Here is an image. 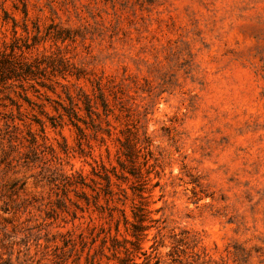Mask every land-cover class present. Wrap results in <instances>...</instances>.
Returning <instances> with one entry per match:
<instances>
[{
  "label": "rangeland",
  "instance_id": "374dc122",
  "mask_svg": "<svg viewBox=\"0 0 264 264\" xmlns=\"http://www.w3.org/2000/svg\"><path fill=\"white\" fill-rule=\"evenodd\" d=\"M35 25L60 39L25 57L68 61L46 82L91 94L100 80L111 113L98 100L100 120L83 139L68 125L43 134L24 127L7 98L31 119L39 107L0 88V264H58L62 235L86 232L90 220L107 227L94 208L72 220L74 203H85L62 176H84L93 200L92 168H119L117 139L129 130L151 142L135 173L146 182L112 177L110 191L129 221L134 192L144 197L157 222L145 223L143 251L159 264H264V0H0V48ZM53 85H25L51 116L64 97Z\"/></svg>",
  "mask_w": 264,
  "mask_h": 264
},
{
  "label": "trees",
  "instance_id": "16d2710c",
  "mask_svg": "<svg viewBox=\"0 0 264 264\" xmlns=\"http://www.w3.org/2000/svg\"><path fill=\"white\" fill-rule=\"evenodd\" d=\"M23 14L25 17L27 16L25 11ZM4 20H7V18ZM15 27L16 24L14 23V30ZM24 32L27 36L21 38L17 37L16 31H14L12 42L10 44L3 43L2 48H0L1 90L17 87L23 92L20 98L25 103L32 109L34 105L39 107L40 111L38 115L32 114L33 119H31L27 117L26 112L21 111V104L11 98H7L16 107L17 118L23 123L24 127L28 128L33 122L39 125L40 132L45 134L47 126L53 130H57L68 125L77 132L80 139H83L86 136L85 129H87L88 123L95 124L93 116L97 120H100V115L97 113L98 100L103 108L105 117L108 116V113H111L100 80L90 82L92 86L91 94L86 93L79 87H75L73 93L71 87H74V85L70 87V85L60 84L58 81L53 82V84L58 85L62 89L64 97L59 96V100L54 101L52 107L56 115H49L44 111L43 104L37 105L26 96L27 88L25 85L34 82L40 88L55 93L56 87L53 84H48L46 81L51 82V79L56 77L55 73L57 70L53 66L55 62L66 64L68 61L63 56H55V54H41L26 58V51L29 52L36 45H39L41 41L46 40V38L53 40L60 38L52 35L50 32L42 35V31L37 25L34 26L32 32L25 27ZM30 33H33V35L29 36ZM30 39L32 43H29ZM68 75L72 76L74 74L68 73ZM75 77L78 80L80 75L76 74ZM30 88H33L35 92H39L35 88V85H30ZM80 111L85 112L84 117L79 115ZM10 114L12 116L8 117L9 120L5 123L7 128H9L8 121L15 122L13 113L11 112ZM39 116H44L47 121H43ZM26 119H29L31 123H28ZM105 123L107 127H110L109 121L105 120ZM28 133L33 136L30 131ZM105 133L108 136L111 134L109 129L105 130ZM121 135H123V139H117L120 145L117 150L119 168L112 167L111 169H107L103 165L92 168V174L95 178L92 179L95 185V188L92 187V190L95 192L93 200L84 192V189L91 188L84 176L79 173L62 176L65 186L80 190V193H77V197L85 203L84 206L78 202L74 203L75 210L72 212V220L79 219L78 212L84 214L89 212L91 208H94V211L99 214V218L106 220L105 225L107 227L103 225H90L92 223V220H90L86 232L81 231L77 234L67 232L62 235V247L59 248L60 254L57 255V258L60 259L58 264H66L70 260L71 264H81L82 259L84 260L83 264H159L158 259L152 258L141 247V244L147 238L146 232L152 227L145 223L157 222L149 217L151 212L148 211L141 192H134V196L139 201L138 203H134L131 208L132 221L127 219L123 209H120L117 205H112V203H116L110 191L112 177L123 182L128 181L132 177L135 180V185H141L146 182L143 177H138L135 173L140 169V165L137 163L138 157L143 156L145 159L150 153L151 146V142L145 133L139 136L137 131L130 132L129 130L127 133L122 132ZM147 164L148 161L145 159L142 165L147 166ZM103 187L107 188V190H103ZM101 191L104 193V205L98 204ZM80 218H83V216ZM121 226H123L125 234L120 233ZM141 257H144V260L141 263H137L136 259H140ZM153 259H155L154 262H152Z\"/></svg>",
  "mask_w": 264,
  "mask_h": 264
}]
</instances>
